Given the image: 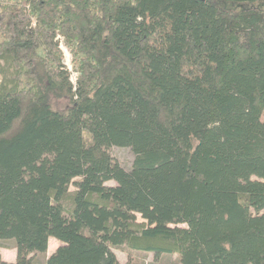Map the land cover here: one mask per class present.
I'll return each mask as SVG.
<instances>
[{
    "label": "trees",
    "instance_id": "obj_1",
    "mask_svg": "<svg viewBox=\"0 0 264 264\" xmlns=\"http://www.w3.org/2000/svg\"><path fill=\"white\" fill-rule=\"evenodd\" d=\"M263 114L264 0H0V264H264Z\"/></svg>",
    "mask_w": 264,
    "mask_h": 264
},
{
    "label": "rangeland",
    "instance_id": "obj_2",
    "mask_svg": "<svg viewBox=\"0 0 264 264\" xmlns=\"http://www.w3.org/2000/svg\"><path fill=\"white\" fill-rule=\"evenodd\" d=\"M61 48L64 51L65 63L72 72V79L76 78L77 72L73 68L72 54L71 51L67 48L66 45L61 43ZM53 105L57 108H66L69 105L68 98H59L53 99ZM264 119V114H263ZM110 153L116 161H118L125 168H129L135 159V153L130 147H120L112 146L110 148ZM107 184H115V181H108ZM75 186L71 185V190H74ZM139 220L143 219L139 217ZM60 240L55 237H51L49 241L48 250L45 253L36 252L33 253L35 263L41 264L44 263L47 257L52 254L56 248L60 245ZM116 253L120 260L125 263L129 259V250L126 245H121L116 247ZM132 258L135 262L140 264H181L177 254H162L159 257H154V254L151 252H142V251H132ZM0 255L4 260L15 261L16 260V244L14 239H0Z\"/></svg>",
    "mask_w": 264,
    "mask_h": 264
}]
</instances>
